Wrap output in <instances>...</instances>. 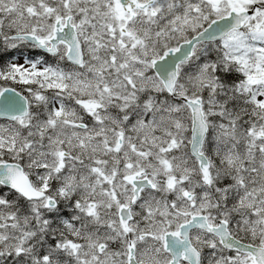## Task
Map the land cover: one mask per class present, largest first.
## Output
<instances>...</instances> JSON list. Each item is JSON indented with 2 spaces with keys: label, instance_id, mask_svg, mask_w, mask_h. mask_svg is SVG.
Segmentation results:
<instances>
[{
  "label": "snow or ice",
  "instance_id": "obj_1",
  "mask_svg": "<svg viewBox=\"0 0 264 264\" xmlns=\"http://www.w3.org/2000/svg\"><path fill=\"white\" fill-rule=\"evenodd\" d=\"M0 264H264V0H0Z\"/></svg>",
  "mask_w": 264,
  "mask_h": 264
}]
</instances>
